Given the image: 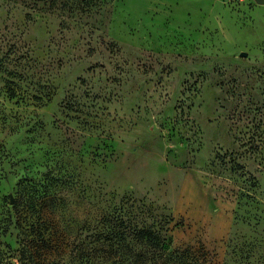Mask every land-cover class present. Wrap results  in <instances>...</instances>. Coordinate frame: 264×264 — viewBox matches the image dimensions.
Listing matches in <instances>:
<instances>
[{
  "label": "rangeland",
  "instance_id": "374dc122",
  "mask_svg": "<svg viewBox=\"0 0 264 264\" xmlns=\"http://www.w3.org/2000/svg\"><path fill=\"white\" fill-rule=\"evenodd\" d=\"M61 1L0 0V264H109L120 207L192 263L264 264V4Z\"/></svg>",
  "mask_w": 264,
  "mask_h": 264
},
{
  "label": "trees",
  "instance_id": "16d2710c",
  "mask_svg": "<svg viewBox=\"0 0 264 264\" xmlns=\"http://www.w3.org/2000/svg\"><path fill=\"white\" fill-rule=\"evenodd\" d=\"M55 4L60 0H41ZM62 0L61 4L64 5ZM75 7L85 10L90 5H95L98 0H71ZM103 239L101 244L108 248L109 264H196L186 257L167 252L162 235L152 225H142L126 216L121 207L111 213L103 214ZM12 219H7V227L12 224ZM6 231V228L3 229ZM31 253L26 239L20 242L19 254L23 263L27 262Z\"/></svg>",
  "mask_w": 264,
  "mask_h": 264
},
{
  "label": "water",
  "instance_id": "95a60500",
  "mask_svg": "<svg viewBox=\"0 0 264 264\" xmlns=\"http://www.w3.org/2000/svg\"><path fill=\"white\" fill-rule=\"evenodd\" d=\"M256 2L260 3V4H264V0H255ZM241 55H246L245 51H241L240 52Z\"/></svg>",
  "mask_w": 264,
  "mask_h": 264
}]
</instances>
